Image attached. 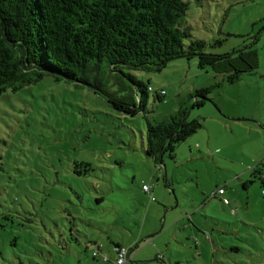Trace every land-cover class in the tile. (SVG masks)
I'll return each mask as SVG.
<instances>
[{
    "label": "rangeland",
    "instance_id": "374dc122",
    "mask_svg": "<svg viewBox=\"0 0 264 264\" xmlns=\"http://www.w3.org/2000/svg\"><path fill=\"white\" fill-rule=\"evenodd\" d=\"M183 1L206 53H243L204 69L193 57L129 71L152 90L135 116L51 75L0 94V264H105L97 247L113 263L115 243L129 250L138 235V252L159 255L147 264H264V0ZM217 83L194 107L189 95ZM105 87L138 103L117 76ZM180 102L203 127L156 164L147 122Z\"/></svg>",
    "mask_w": 264,
    "mask_h": 264
},
{
    "label": "trees",
    "instance_id": "16d2710c",
    "mask_svg": "<svg viewBox=\"0 0 264 264\" xmlns=\"http://www.w3.org/2000/svg\"><path fill=\"white\" fill-rule=\"evenodd\" d=\"M187 9L183 0H0V94L51 75L87 86L113 109L135 116L145 110L151 91L129 71H160L172 60L193 57L204 69L243 53H206L203 41L190 39ZM250 71L234 70L226 80L234 83ZM108 76L133 86L138 103L132 95L108 92ZM215 87L220 84L194 90V107L204 105ZM188 111L180 102L165 120L147 122L145 154L156 164L173 159L177 145L203 127L198 119L182 123Z\"/></svg>",
    "mask_w": 264,
    "mask_h": 264
},
{
    "label": "crops",
    "instance_id": "0c3cea01",
    "mask_svg": "<svg viewBox=\"0 0 264 264\" xmlns=\"http://www.w3.org/2000/svg\"><path fill=\"white\" fill-rule=\"evenodd\" d=\"M159 97H163V96H160L159 95ZM260 127H263V129L262 128H260V130L261 131H264V123H261V125H260ZM257 131V130H256ZM144 186V185H143ZM219 189H221V188H219ZM218 189V190H219ZM224 194V193H223ZM149 236H152V235H149ZM142 237H140V235H138V236H134V237H132L130 240H131V245H130V248H129V250H128V254H129V261H128V263H126V264H134V263H138V264H141V263H144V264H147V263H151V262H153L154 260H158V258H159V255H154V253H153V250H150V251H148V252H146V253H143L142 251H144V249L143 250H140L139 252L137 251V241H143L144 239H141ZM145 241V240H144ZM115 244H118V245H120L119 243H115ZM120 246H122V245H120ZM123 247V246H122ZM114 249V248H113ZM134 250V251H133ZM114 252H115V250H113ZM140 256H142V257H140ZM114 257H116V253H114ZM113 257V258H114ZM113 261V263H109V258H108V262H106L105 264H114V261H115V259H113L112 260Z\"/></svg>",
    "mask_w": 264,
    "mask_h": 264
},
{
    "label": "built area",
    "instance_id": "2783aa9c",
    "mask_svg": "<svg viewBox=\"0 0 264 264\" xmlns=\"http://www.w3.org/2000/svg\"><path fill=\"white\" fill-rule=\"evenodd\" d=\"M148 90L152 91L150 88ZM158 95L162 96L163 92H161ZM142 190L147 193V192H149L150 188L148 186L144 185V186H142ZM217 193L220 195H223L224 191H223V189H219ZM223 202H224V204L228 203V201L226 199H223ZM114 250L116 251V259L114 261V264H126V263H128V261H129L128 249H126L124 247H118ZM99 253H100L99 248H97L95 251H92L93 259L99 260L101 258L103 260V262H105V263L108 262L107 257L106 256H100Z\"/></svg>",
    "mask_w": 264,
    "mask_h": 264
},
{
    "label": "water",
    "instance_id": "95a60500",
    "mask_svg": "<svg viewBox=\"0 0 264 264\" xmlns=\"http://www.w3.org/2000/svg\"><path fill=\"white\" fill-rule=\"evenodd\" d=\"M188 116H189V113H187V115L183 118L182 123H184L188 119Z\"/></svg>",
    "mask_w": 264,
    "mask_h": 264
}]
</instances>
